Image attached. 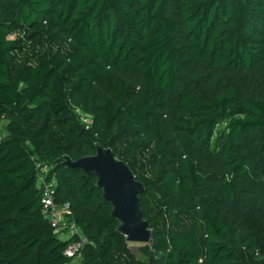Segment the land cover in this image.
<instances>
[{"label":"trees","instance_id":"16d2710c","mask_svg":"<svg viewBox=\"0 0 264 264\" xmlns=\"http://www.w3.org/2000/svg\"><path fill=\"white\" fill-rule=\"evenodd\" d=\"M1 118L0 264L74 258L40 172L87 238L78 264H264V0H0ZM97 145L143 184L147 260L63 164Z\"/></svg>","mask_w":264,"mask_h":264},{"label":"water","instance_id":"95a60500","mask_svg":"<svg viewBox=\"0 0 264 264\" xmlns=\"http://www.w3.org/2000/svg\"><path fill=\"white\" fill-rule=\"evenodd\" d=\"M63 164L96 177V185L112 205V216L120 221L119 230L130 243H151L149 222L143 218L139 208L138 195L143 191V184L109 147L97 145L94 154L76 160L66 159Z\"/></svg>","mask_w":264,"mask_h":264},{"label":"built area","instance_id":"2783aa9c","mask_svg":"<svg viewBox=\"0 0 264 264\" xmlns=\"http://www.w3.org/2000/svg\"><path fill=\"white\" fill-rule=\"evenodd\" d=\"M87 120V119H86ZM89 121V120H87ZM47 173V171H44ZM37 183L41 189V206L45 217L57 231H60L62 239H73L68 244L65 254L69 257H77L80 250L87 243V238L82 234L75 224L70 204L68 202L62 205L56 202L57 183L54 177L47 178L45 173H38Z\"/></svg>","mask_w":264,"mask_h":264},{"label":"rangeland","instance_id":"374dc122","mask_svg":"<svg viewBox=\"0 0 264 264\" xmlns=\"http://www.w3.org/2000/svg\"><path fill=\"white\" fill-rule=\"evenodd\" d=\"M7 124L6 118L0 119V138L4 137L6 134L5 125ZM131 251L135 254V256L140 260H147L148 256L145 255L139 247L143 244L140 243H130ZM68 264H78V260L76 258H72V260Z\"/></svg>","mask_w":264,"mask_h":264}]
</instances>
